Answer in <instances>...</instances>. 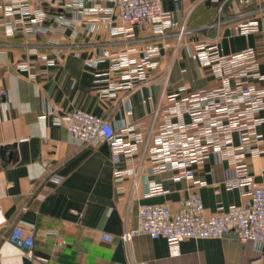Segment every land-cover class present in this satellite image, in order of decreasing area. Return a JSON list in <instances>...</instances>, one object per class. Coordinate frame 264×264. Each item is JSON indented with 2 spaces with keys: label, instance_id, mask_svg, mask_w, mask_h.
Returning a JSON list of instances; mask_svg holds the SVG:
<instances>
[{
  "label": "crops",
  "instance_id": "obj_1",
  "mask_svg": "<svg viewBox=\"0 0 264 264\" xmlns=\"http://www.w3.org/2000/svg\"><path fill=\"white\" fill-rule=\"evenodd\" d=\"M27 6L30 17L23 18L0 5V264H264V247L242 242L233 231L185 238L178 254L170 253L164 238H120L136 226L142 204L175 210L192 191L207 215L240 204L239 190L224 183L234 163L210 154L192 165V179L176 180L173 169H152L150 137L137 144L132 159L118 163L125 173L116 180L106 142L85 144L58 123L65 111L80 109L117 127L138 124L135 131L143 136L150 127L154 131L175 101L219 85L194 57L199 42L216 41L223 54L251 47L264 74V0H163L173 26L164 34L133 27L129 37L115 32L122 24L113 0ZM37 9L45 16L33 21ZM249 20H257L258 29L239 32ZM181 25L187 31L177 40ZM154 47L157 54L147 58L151 65L141 67L145 78H135L134 69ZM121 56L135 62L116 67ZM252 83L264 91V81ZM182 119L188 122L189 116ZM257 131L261 140L251 142L241 162L254 184L264 186V124ZM233 143L239 144L237 134ZM155 185L163 192L148 196L147 188ZM12 226L33 230V253L44 260L28 258L8 241ZM104 233L113 240H104Z\"/></svg>",
  "mask_w": 264,
  "mask_h": 264
},
{
  "label": "built area",
  "instance_id": "obj_2",
  "mask_svg": "<svg viewBox=\"0 0 264 264\" xmlns=\"http://www.w3.org/2000/svg\"><path fill=\"white\" fill-rule=\"evenodd\" d=\"M40 0H0V5H8L9 9L21 17H30L28 3L37 4ZM121 26L115 32L131 36L132 28L137 27L144 32L164 34L173 23L166 19L163 0H113ZM249 0H238L247 4ZM45 16L41 9L34 13L33 21ZM264 19V14H263ZM219 23L217 19L214 24ZM257 20H249L239 25V32L249 33L258 29ZM187 31L184 25L177 29V40ZM194 57L201 66L208 67L219 85L192 92L177 101L165 111L166 119L154 131L148 133L135 131L138 124L117 127L107 118L89 112L74 109L67 110L60 116L67 130L85 144L104 141L110 151V159L114 164V177L119 180L124 170L118 168L123 159H132L139 151V142H148L152 169L176 171L174 179L193 178L192 165L204 157L215 154L219 158L235 164L232 175L227 176L225 185L237 188L242 197L240 204L231 205L226 210L207 215L201 197L197 192H190L178 208L171 210L167 204H142L138 208L137 224L123 230L120 238L128 243L135 235L146 234L151 239L164 238L171 254H178L180 243L185 238L206 239L218 238L233 231L242 241H251L256 247H264V186H256L246 164L241 160L245 150L253 141H259L262 134L257 131L264 124V91L258 89L252 80L264 81V74L259 72V62L253 48L247 47L235 54H223L218 42H199L194 46ZM154 47L146 53V57L134 69L135 78L144 79L141 67L151 65L147 59ZM135 61L127 56L117 59V66H129ZM4 96V92H0ZM50 113H52L50 111ZM157 109L154 110V115ZM189 116L185 122L182 117ZM175 117L176 121H171ZM237 134L239 144L233 143ZM253 154L260 151L251 149ZM57 182L61 179L56 178ZM160 185L147 188L148 196L162 193ZM102 238L108 242L113 236L104 233ZM7 239L12 244L25 250L30 259L44 260L33 253L34 233L21 226H12ZM145 264V263H135Z\"/></svg>",
  "mask_w": 264,
  "mask_h": 264
}]
</instances>
